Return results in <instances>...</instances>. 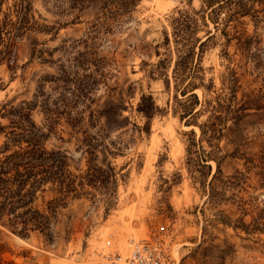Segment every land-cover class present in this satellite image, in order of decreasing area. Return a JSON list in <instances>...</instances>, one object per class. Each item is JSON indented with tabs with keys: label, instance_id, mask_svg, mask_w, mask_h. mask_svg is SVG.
Returning a JSON list of instances; mask_svg holds the SVG:
<instances>
[{
	"label": "rangeland",
	"instance_id": "374dc122",
	"mask_svg": "<svg viewBox=\"0 0 264 264\" xmlns=\"http://www.w3.org/2000/svg\"><path fill=\"white\" fill-rule=\"evenodd\" d=\"M18 1L3 0L0 17ZM29 3L32 24L16 40L13 69L0 65V107L7 100L33 101L41 82L53 107L56 78L67 72L87 85L92 108L102 113L80 130L64 116L50 128L41 107L33 109L45 132L43 146L63 152L85 187L59 208L53 241L38 232L22 237L4 230L10 257L18 264H112L130 255L135 240L158 248L172 264H264V230L254 229L264 228V27L256 30L244 17L237 29L228 28L235 36L228 42L223 24L211 21L202 0ZM186 13L196 27L180 35L201 41L195 87L184 96L174 74L181 49L174 37L176 21ZM240 35L254 38L241 48ZM160 60L164 67L156 70ZM231 86L237 107L250 101L258 109L229 120L220 142L230 155L222 164L223 180L235 181L229 176L237 171L245 179L236 186L216 185L212 199L210 187L189 166L190 133L199 138L200 129L181 118L182 107L195 93L200 124L210 114L204 101L229 97ZM148 95L158 107L151 118L138 109ZM7 123L0 117V125ZM248 156L257 159L253 166L245 165ZM207 164L210 180L217 163ZM57 189L49 184L45 198L59 196Z\"/></svg>",
	"mask_w": 264,
	"mask_h": 264
},
{
	"label": "trees",
	"instance_id": "16d2710c",
	"mask_svg": "<svg viewBox=\"0 0 264 264\" xmlns=\"http://www.w3.org/2000/svg\"><path fill=\"white\" fill-rule=\"evenodd\" d=\"M202 2L206 9H210L211 21L217 26L220 25L219 23L223 24V33L228 42L235 37L228 28L237 29L243 23L244 17L248 16L253 20L256 30L264 27V0H202ZM3 3V0H0V14L3 12ZM30 9L29 0H19L3 17H0V65L6 63L11 70L15 58L16 40L31 28ZM222 12L224 15L221 17ZM184 18L177 20L175 26L174 41L176 46H181V49L177 47L174 74L175 79L183 86L182 94L185 96L189 88L195 87L194 79L198 77V67L194 63V58L196 46L201 40L197 39L196 43L192 38L180 35V32L190 31L196 27V20L187 13ZM237 32L238 30H235V33ZM237 38L240 47L246 48L254 37L243 39L240 35ZM204 46L205 41H202L199 44L200 52H203ZM164 64V60H160L156 70L164 67ZM156 70H151V74ZM56 79V87L53 89L58 96L51 104L53 107L50 106L51 94L42 82L33 101H21L15 104L14 100H7L0 107V117L8 120L7 124L0 125V134L4 136L0 144V264H18L10 257L11 248L3 241L4 230L22 237H29L33 232H38L53 241L59 208L64 207L69 197H79L80 191L85 187L84 182L78 180L79 177L70 171L67 156L63 152L45 149L42 143L45 132L43 127L34 121L32 111L36 106H40L50 128H53L59 118L64 116L69 126L80 130L86 123L94 125L97 122V115L102 111L92 108L93 102L86 84L78 82V79L71 80L67 72ZM230 94L229 97L219 95L212 100H205L204 110H208L210 114L200 124L197 116L202 109L197 110L195 107L198 101L195 93L188 95L189 99L182 107L181 118L189 117L187 123L195 124L200 129L199 138L196 131L192 130L190 133L191 139L187 144L189 166L199 173L194 178L200 184L210 187L209 197L212 199L216 197V185L225 186L226 183H230L231 186H236L245 179L244 174L237 171L235 175L229 176L235 181L223 180L222 164L230 155L224 153L220 142L225 136L224 132L229 120H239L245 115V111L258 109L251 107L253 104L250 101L237 107L233 86L230 87ZM191 98H195L196 102H190ZM138 109L147 118H151L158 107L154 98L148 95L142 97ZM149 128V125L145 127V129ZM244 159L246 166L250 164L253 166L257 160L252 156ZM209 160L217 163V170L210 180L211 171H205L211 170L212 166L207 164ZM49 184L58 187L59 196L52 199L45 198ZM245 227L249 229L248 226ZM254 229L264 230V228Z\"/></svg>",
	"mask_w": 264,
	"mask_h": 264
},
{
	"label": "built area",
	"instance_id": "2783aa9c",
	"mask_svg": "<svg viewBox=\"0 0 264 264\" xmlns=\"http://www.w3.org/2000/svg\"><path fill=\"white\" fill-rule=\"evenodd\" d=\"M135 250L124 260V264H172L158 248L149 247L148 243L137 242ZM121 258L112 264H119Z\"/></svg>",
	"mask_w": 264,
	"mask_h": 264
},
{
	"label": "bare ground",
	"instance_id": "6f19581e",
	"mask_svg": "<svg viewBox=\"0 0 264 264\" xmlns=\"http://www.w3.org/2000/svg\"><path fill=\"white\" fill-rule=\"evenodd\" d=\"M139 242H140V241H139ZM137 244H139V243L135 242V240H132V242H131L132 250H131L130 255H131L132 252L135 250ZM127 252H128V251H127ZM130 255H129V256H130ZM129 256H128V257H129ZM125 257H126V256H125ZM120 258H121V259H120V261H119V264H124V260H125L126 258H125L124 260H123L122 257H120ZM112 262H113V261H112Z\"/></svg>",
	"mask_w": 264,
	"mask_h": 264
}]
</instances>
